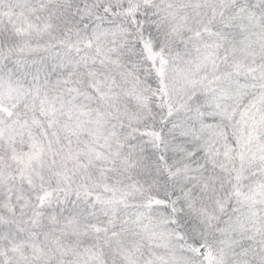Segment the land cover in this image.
<instances>
[{"label":"snow or ice","instance_id":"snow-or-ice-1","mask_svg":"<svg viewBox=\"0 0 264 264\" xmlns=\"http://www.w3.org/2000/svg\"><path fill=\"white\" fill-rule=\"evenodd\" d=\"M0 264H264V0H0Z\"/></svg>","mask_w":264,"mask_h":264}]
</instances>
